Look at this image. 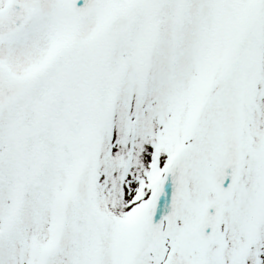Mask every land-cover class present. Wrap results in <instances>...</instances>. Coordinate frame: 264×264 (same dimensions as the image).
<instances>
[{
  "label": "snow or ice",
  "instance_id": "6c2138e0",
  "mask_svg": "<svg viewBox=\"0 0 264 264\" xmlns=\"http://www.w3.org/2000/svg\"><path fill=\"white\" fill-rule=\"evenodd\" d=\"M0 264H264V0H0Z\"/></svg>",
  "mask_w": 264,
  "mask_h": 264
}]
</instances>
